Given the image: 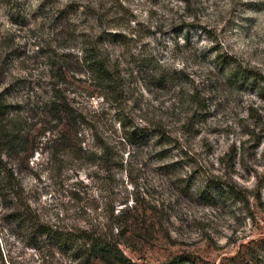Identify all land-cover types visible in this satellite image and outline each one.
Here are the masks:
<instances>
[{"label":"rangeland","instance_id":"1","mask_svg":"<svg viewBox=\"0 0 264 264\" xmlns=\"http://www.w3.org/2000/svg\"><path fill=\"white\" fill-rule=\"evenodd\" d=\"M260 77L264 0H0V92L26 122L3 160L41 220L141 264H264ZM7 213L0 264H86Z\"/></svg>","mask_w":264,"mask_h":264},{"label":"trees","instance_id":"2","mask_svg":"<svg viewBox=\"0 0 264 264\" xmlns=\"http://www.w3.org/2000/svg\"><path fill=\"white\" fill-rule=\"evenodd\" d=\"M222 63L225 64V67H231L232 65L226 58H223ZM90 71L102 82L110 80L107 66L100 60L91 62ZM242 73L244 74V71L241 72L239 68L231 70V75L236 78L242 77ZM253 75L251 74V76ZM263 79L260 80L263 81ZM57 92H55L51 101L54 119H59L63 116V113L68 112L62 103L66 100V97ZM16 109L15 106L7 102L4 93L0 92V201L9 210L6 218L29 233L28 236L33 241V247L39 245L40 242L51 244L60 252L72 254L76 259L83 260L86 264H94L97 261H111L114 264H141L133 261L124 253L121 248L122 242L118 239V235L113 234V232H111L112 237L111 235L107 237V235L89 229H79L78 233L65 232L53 226L50 222L41 220L40 216L29 206L14 171L8 168L3 160L4 153L17 150L19 144L24 141L23 133L26 122L19 114V110ZM66 130H62V133H60L62 141L66 139ZM102 145L101 152L110 155L112 152L109 145L105 142ZM226 186L230 194L238 196L239 192L232 185L228 184ZM123 224L122 222L120 226ZM181 261L142 264H181Z\"/></svg>","mask_w":264,"mask_h":264}]
</instances>
